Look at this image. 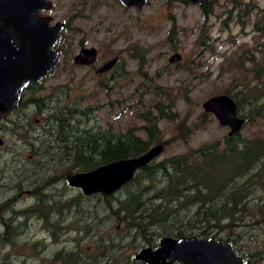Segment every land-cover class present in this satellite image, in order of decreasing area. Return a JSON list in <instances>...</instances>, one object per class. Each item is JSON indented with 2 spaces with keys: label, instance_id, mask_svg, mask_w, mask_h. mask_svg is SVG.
Here are the masks:
<instances>
[{
  "label": "trees",
  "instance_id": "16d2710c",
  "mask_svg": "<svg viewBox=\"0 0 264 264\" xmlns=\"http://www.w3.org/2000/svg\"><path fill=\"white\" fill-rule=\"evenodd\" d=\"M174 32L172 28L169 39ZM57 50L62 51L58 45ZM140 53L134 49L130 55L140 57L139 64L142 65L144 53ZM243 65L242 62L240 66ZM249 71L255 82L244 84L241 90H228L226 94L235 100L239 112L246 105L248 112L241 114L246 122L257 119L264 124V65L258 64ZM100 85L105 86V83L100 82ZM158 88L156 86L155 90ZM148 90L141 91L138 103L143 104ZM169 93L152 94L144 109L137 112L144 121L138 127L144 136L132 127L125 132H115L111 126L80 129L79 122L83 118L84 123L88 108L76 103L60 106L45 115L43 127L47 140H41V143L52 142L59 146L54 147L57 149L54 153L43 149L46 155L40 156V161L51 165V169L48 173L41 170L37 185L39 196L33 211L42 224L40 231L54 244H60L61 237L69 232L77 233L72 239L76 247L57 251L46 263L144 264L134 261L128 249L134 248L136 252L146 247L155 248L162 237L198 235L230 242L237 252L248 255V264H264V134L252 137H243L241 132L232 136L226 134L221 140L169 155L159 162H150L115 194H83V231L80 230V214L73 210L77 201L63 195L70 191L67 184V190L58 193V197L48 195V189L65 182L68 175L139 156L153 145L162 143L159 122L177 119ZM56 102L59 105L58 97ZM40 105L42 111V101ZM206 115V112L202 113L200 124L206 122ZM191 132V128L186 127L180 138H187ZM9 203H4L6 208ZM14 215L12 212V217ZM54 216H64L69 222L59 229ZM12 217L6 219L4 232L0 234L3 261L0 264H15L18 257L26 256L27 249L35 256L37 246L41 252L46 249L42 240L26 242L29 238L25 223L14 225ZM102 224L112 227L103 230ZM118 226L122 228L117 229ZM20 227L24 229L20 230ZM248 232L251 236L245 238ZM87 240H92V247L84 248L79 244L87 243ZM43 260L40 259V264ZM22 261L26 263L28 259Z\"/></svg>",
  "mask_w": 264,
  "mask_h": 264
},
{
  "label": "rangeland",
  "instance_id": "374dc122",
  "mask_svg": "<svg viewBox=\"0 0 264 264\" xmlns=\"http://www.w3.org/2000/svg\"><path fill=\"white\" fill-rule=\"evenodd\" d=\"M54 4L51 14L54 15L55 21H68L59 40L58 46L62 51L57 59L54 75H51L50 82L45 83L49 87L45 89L46 92L55 94L54 109L80 104L88 108L84 123L83 118L79 122L80 129L111 126L115 132H125L127 128L132 127L137 128V133L144 136L143 131L138 129L144 121L138 117L137 112L144 109L150 97L157 92H170L177 119L159 122L164 150L155 162L189 148L221 140L229 128L221 126L211 113H207L206 122L200 124L204 112L202 103L213 95L226 94L228 90H241L244 84L255 82L249 71L254 64L244 63L251 52L259 64L264 65V48L256 46L260 35L250 28L252 24L248 25V31L243 33L239 25L225 28L220 22H204L202 12L191 3L176 5L174 2L169 5L165 0H149L139 9L125 8L116 0H54ZM218 5L225 6V1L220 0ZM218 5L216 10H221ZM170 15L176 17L175 21L169 19ZM173 22L175 24H172ZM170 28H174L175 32L169 39ZM82 47H95L100 50L95 65H75L73 56ZM141 48L148 51L143 71L150 79L146 80L136 73L137 61L131 59L128 67L134 76L132 79L128 78L131 79L130 82L126 79L108 82L107 75H100L95 71L105 59L118 55L127 60L130 51ZM175 50L183 57L178 66L177 63H168V57ZM242 62L244 67L240 66ZM100 80L105 86L100 85ZM156 86L159 88L155 90ZM146 88L149 90L146 98L142 100L143 104H140L139 95ZM64 93L66 95L63 96ZM148 93H151V96ZM57 97L59 105L56 104ZM244 112H248L246 105L239 113L241 115ZM46 114L39 116L36 125L40 143L41 140H47L43 127ZM186 127H190L192 132L182 139L180 135ZM240 132L243 137L264 134L263 121H245ZM43 166L42 172L48 173L51 165ZM3 172L10 175L12 169H0V174ZM65 184H58L60 192L67 190ZM1 189L0 200H4L6 196ZM68 189L70 190V187ZM53 191L54 189L51 192ZM101 226L103 230L112 227L110 224ZM35 229L38 227L30 226L27 229L26 236L29 241L26 242L42 240L46 245L45 251L41 252L40 246H37L38 252L35 256L31 249H27L23 251L26 256L18 257L19 260H16L15 264H40V259H45L41 264H50L46 263V260L52 259L57 251L76 247V242H72L77 236L76 231L63 235L61 243L54 244L46 233ZM250 234L246 233L245 238L251 236ZM262 234L264 235V232ZM87 241L79 244L84 248L92 247L91 241ZM245 244L249 245L248 241H245ZM128 250L133 255L139 251L135 252L134 248ZM5 252L3 250V254ZM23 259H28V262L23 263ZM0 262L3 263L1 255Z\"/></svg>",
  "mask_w": 264,
  "mask_h": 264
},
{
  "label": "flooded vegetation",
  "instance_id": "af4514ba",
  "mask_svg": "<svg viewBox=\"0 0 264 264\" xmlns=\"http://www.w3.org/2000/svg\"><path fill=\"white\" fill-rule=\"evenodd\" d=\"M35 1L36 0H20L21 14L17 18V31L19 38L18 44H16V49H9L8 41L2 39L5 35H7L8 25L2 22V15H0V64L7 62L9 53L8 51H10L11 54L20 53L28 57H30L31 52H35L34 41L30 43V39H32L31 35H34L36 29H38L36 28L35 23L39 21V18L47 20V23L50 26H54L57 22H60L55 21L54 15L51 14L54 11V0H48L51 2L50 8H41L37 10V12L34 11ZM165 1L169 5L174 2L176 5L191 3L194 6L198 7L202 12L204 22H220L225 28H229L231 25H239L243 33H246L248 31L246 30L247 26L252 24L250 28L255 30L260 35V41L256 46L258 48H264V0H224L225 6L221 7L218 5L220 0H210L208 3H205L203 5L199 3H193L191 0ZM217 5L222 9L216 10ZM175 18L176 17L174 15L169 16V19L171 21H173ZM61 23H63L64 27L61 31L60 37L62 35V32L66 29L68 21ZM172 24H175V22H173ZM27 39L29 40V42H27ZM59 40L57 45H59ZM11 44L13 45V43ZM57 45L52 49L54 51H58V53L60 54L61 51L57 50ZM139 50L137 49V51H139V55L141 54L140 52L144 53L145 60L148 51L143 48ZM249 51H251V49H249ZM129 53H131V51ZM174 53H179L181 56L178 62H172L177 63L176 66H178V64H181V60L183 57L178 50L173 51L171 55H173ZM99 56L100 50L97 49L96 61L93 64L83 65L76 64L75 62L74 63L79 67L93 66L97 63ZM128 56L129 58L127 60L120 58L118 55L109 59H105L102 62L101 66L97 67L95 71L100 75H107L106 78L108 82H115L120 79H126L130 82V80L134 76L133 72L128 67V62L131 59L137 61L138 68L136 73L138 75L142 73V77L146 80L150 79V76L148 77L146 72L143 71L146 61H144V64L140 65V57L135 58L130 54ZM170 56L168 57V63H171L169 62ZM30 60V58L27 59V61ZM111 60H115L114 64L109 69L100 71V69ZM56 62L53 64L52 70L47 72L41 81H30L20 91L19 96L16 99L15 106L10 108L9 110H6L5 114L0 115V169H4V171L12 169L10 175H8L7 172H3L2 174H0V189L2 188L1 191H4L3 193L6 196V199L0 200V234L4 232V224H6V219L12 217V212L15 214L12 217L14 225L25 223L26 229H29L30 226H37L38 229L35 230H40L42 228L40 219L33 211L37 205V196H39V187L37 186L40 177L39 175L41 173V168H43V165H45V162L40 161V156L46 155L43 149H50L49 151L54 153V151L57 150H54V147H57L59 145L40 143V135L37 132L38 128L36 127V125H38L37 122L39 121L40 115L49 113L54 109L53 104L55 102V94L51 91L46 92L45 89L49 87L45 83L50 82L51 75H54ZM246 62L253 63V68H256L259 64V61L255 57L253 52H251L250 56L246 57V61H244V63ZM128 78L131 79L128 80ZM100 81L103 82L102 80ZM143 82L145 81L143 80ZM41 101L43 104L42 111H40ZM24 151L26 153H24ZM74 174L68 175L65 179L68 188L70 187L68 184V178ZM59 180L62 181L61 179ZM65 182L61 183L65 184ZM57 186L58 184L52 187L54 189L53 192H50V190L53 189H48L49 196L53 195L58 197V193L60 194V190H58ZM73 189L76 192H74ZM70 191L71 193L62 194L67 198H73V200L77 201V203L73 205V210L78 211L80 214V230L83 231V192L78 188L72 187H70ZM7 201H10V203L6 208L4 203H6ZM20 201H22V203H20ZM25 211H30L32 214L30 215L27 212L25 214ZM54 222L57 223V227L59 229H63L68 221L64 216L61 218L54 216ZM23 229L24 227H20V230ZM157 247L158 243L157 246L153 249H156ZM237 254L241 257H244L247 260L248 264L249 259L247 254L239 252H237Z\"/></svg>",
  "mask_w": 264,
  "mask_h": 264
},
{
  "label": "water",
  "instance_id": "95a60500",
  "mask_svg": "<svg viewBox=\"0 0 264 264\" xmlns=\"http://www.w3.org/2000/svg\"><path fill=\"white\" fill-rule=\"evenodd\" d=\"M118 1L126 8L132 6L140 8L149 0ZM191 1L203 5L210 0ZM20 5V0L0 1L2 22L8 25L7 35L2 39L8 41L9 49H16L18 44L17 18L21 14ZM50 6L51 2L48 0H36L34 11ZM35 24L38 29L31 35L33 40L30 39V43L34 41L35 52H31L28 57L20 53L11 54L8 51L7 62L0 64V115L15 106L20 91L30 81H41L58 59V51L52 48L58 44L63 23L57 22L50 26L47 20L39 18ZM96 56L95 47H83L75 54L74 62L90 65L96 61ZM28 58L31 60L27 61ZM180 58L179 53H174L170 56L169 62H178ZM114 62L115 60L109 61L100 71L109 69ZM202 108L204 112L211 113L221 126L229 128L228 136L240 132L245 124V118L240 115L235 100L228 94H217L207 98L202 103ZM163 150L164 144L153 145L139 156L110 162L88 172L76 173L68 178V184L72 188L80 189L85 196L115 194L131 182L140 169L156 160ZM133 259L144 264H247V260L237 254L230 242L201 238L198 235L162 237L156 249L143 248L133 256Z\"/></svg>",
  "mask_w": 264,
  "mask_h": 264
},
{
  "label": "bare ground",
  "instance_id": "6f19581e",
  "mask_svg": "<svg viewBox=\"0 0 264 264\" xmlns=\"http://www.w3.org/2000/svg\"><path fill=\"white\" fill-rule=\"evenodd\" d=\"M99 55V54H98ZM42 84V83H41Z\"/></svg>",
  "mask_w": 264,
  "mask_h": 264
}]
</instances>
